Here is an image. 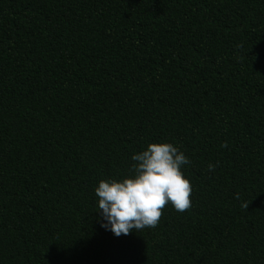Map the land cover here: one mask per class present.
<instances>
[{
  "label": "trees",
  "instance_id": "1",
  "mask_svg": "<svg viewBox=\"0 0 264 264\" xmlns=\"http://www.w3.org/2000/svg\"><path fill=\"white\" fill-rule=\"evenodd\" d=\"M162 142L191 206L116 237L94 189ZM0 264H264V0H0Z\"/></svg>",
  "mask_w": 264,
  "mask_h": 264
},
{
  "label": "clouds",
  "instance_id": "2",
  "mask_svg": "<svg viewBox=\"0 0 264 264\" xmlns=\"http://www.w3.org/2000/svg\"><path fill=\"white\" fill-rule=\"evenodd\" d=\"M131 159L135 162L131 175L121 180H101L94 189L98 222L116 237L155 227L166 204L180 212L191 206V185L181 171L190 161L177 147L167 142L150 143ZM215 168L208 164L209 172ZM234 198L239 200V194ZM248 205L241 203L245 209Z\"/></svg>",
  "mask_w": 264,
  "mask_h": 264
}]
</instances>
